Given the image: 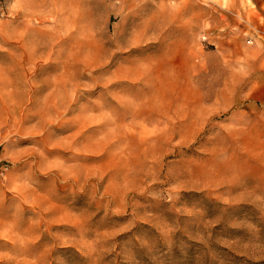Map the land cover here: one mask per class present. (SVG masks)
I'll use <instances>...</instances> for the list:
<instances>
[{"label": "rangeland", "instance_id": "rangeland-1", "mask_svg": "<svg viewBox=\"0 0 264 264\" xmlns=\"http://www.w3.org/2000/svg\"><path fill=\"white\" fill-rule=\"evenodd\" d=\"M263 20L0 0V264H264Z\"/></svg>", "mask_w": 264, "mask_h": 264}, {"label": "crops", "instance_id": "crops-1", "mask_svg": "<svg viewBox=\"0 0 264 264\" xmlns=\"http://www.w3.org/2000/svg\"><path fill=\"white\" fill-rule=\"evenodd\" d=\"M256 23H257L258 26L260 25V23L258 22V20H256ZM263 26H264V20H263Z\"/></svg>", "mask_w": 264, "mask_h": 264}, {"label": "bare ground", "instance_id": "bare-ground-1", "mask_svg": "<svg viewBox=\"0 0 264 264\" xmlns=\"http://www.w3.org/2000/svg\"><path fill=\"white\" fill-rule=\"evenodd\" d=\"M44 6H46V5H44ZM48 6V5H47Z\"/></svg>", "mask_w": 264, "mask_h": 264}]
</instances>
